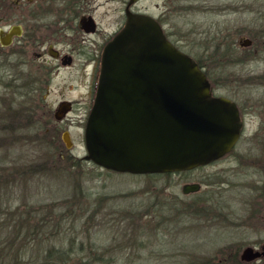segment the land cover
<instances>
[{
    "label": "rangeland",
    "instance_id": "1",
    "mask_svg": "<svg viewBox=\"0 0 264 264\" xmlns=\"http://www.w3.org/2000/svg\"><path fill=\"white\" fill-rule=\"evenodd\" d=\"M143 5L167 38L197 62L216 94L246 100L242 133L217 165L224 168V182L210 187L203 182L199 191L184 194L182 183L201 181L203 169L155 176L108 170L83 158L71 164L68 158H81L86 150L80 125L68 127L69 149L60 138L63 128L54 131L45 111L59 96L51 95L42 108L20 93L6 96L0 84V126L11 127L0 144V222L5 234L28 237V260L55 245L72 246L66 264H205L209 259L217 264L248 241L264 240V170L257 161L246 167L238 160L264 165V0H145ZM107 9V4L99 7ZM26 12L25 5L18 8L19 14ZM107 14L96 18L110 31L116 17ZM244 38L250 44L241 45ZM31 104L39 117L22 114L18 125L12 112ZM18 169L22 173L16 174ZM207 196L218 205L207 202L206 209L202 197Z\"/></svg>",
    "mask_w": 264,
    "mask_h": 264
},
{
    "label": "water",
    "instance_id": "2",
    "mask_svg": "<svg viewBox=\"0 0 264 264\" xmlns=\"http://www.w3.org/2000/svg\"><path fill=\"white\" fill-rule=\"evenodd\" d=\"M65 104L58 110L65 111ZM241 126L235 103L212 94L203 70L167 38L160 23L149 14L128 12L101 54L82 158L131 174L187 170L229 152ZM61 137L69 148L68 131ZM198 187L186 183L183 191ZM260 253L264 246L261 251L248 246L242 257Z\"/></svg>",
    "mask_w": 264,
    "mask_h": 264
},
{
    "label": "flooded vegetation",
    "instance_id": "3",
    "mask_svg": "<svg viewBox=\"0 0 264 264\" xmlns=\"http://www.w3.org/2000/svg\"><path fill=\"white\" fill-rule=\"evenodd\" d=\"M114 1L118 5H112ZM144 3L145 0H25V2L0 0V84L3 93L6 96L20 93L22 99L35 100L42 108L51 95L57 94L59 96L57 103L54 106L49 105L45 111L47 116L53 119L54 131L63 128L60 133L62 134L67 130L72 146L73 139L68 127L80 125L84 143L85 121L93 102L104 45L124 25L128 12L148 14L145 12ZM106 4L109 9L99 11V7ZM23 5L27 12L19 14L18 8ZM110 12L111 17H116V26L106 31L99 27L96 17ZM43 18L47 20L42 23L35 22ZM210 87L213 95L222 96L214 92L211 83ZM75 91L78 93H73ZM224 97L237 106L242 122V133L247 114L244 108L246 100L233 99L225 95ZM62 102L66 103L65 111L58 110ZM34 107L35 105L31 104L32 116L36 115ZM56 112L61 115L60 118L56 117ZM60 138L62 140L61 136ZM62 144L65 146L63 140ZM236 144L237 142L229 152L207 164L159 174L193 173L203 169L205 173L201 181L182 183L181 192L184 194L199 191L203 182L207 187L213 186V183L219 185L224 182L221 179L224 168L217 165L220 161L226 160ZM238 160L246 167L255 166L257 161L264 170L263 162L260 160ZM251 160L254 163H251ZM186 183H197L199 187L196 191L184 192L183 185ZM202 198L206 203L218 205L212 196ZM202 204L206 209H210L208 203V206L204 202ZM253 209L257 208H251ZM220 213L216 212L218 215ZM244 225L248 226L246 223ZM248 246L261 251L264 240L248 241L235 256L228 257L229 260H218L217 264H264V253L252 259L242 257L243 249Z\"/></svg>",
    "mask_w": 264,
    "mask_h": 264
},
{
    "label": "trees",
    "instance_id": "4",
    "mask_svg": "<svg viewBox=\"0 0 264 264\" xmlns=\"http://www.w3.org/2000/svg\"><path fill=\"white\" fill-rule=\"evenodd\" d=\"M25 111H16L12 112L13 116L17 118V124L20 125V118L24 114H26L28 119L32 118L30 114V109ZM23 114V115H22ZM11 119V118H9ZM10 128V125L7 124L3 126H0V132L4 134L3 137L0 138V144L4 143V141L7 140L5 137L6 129ZM50 140L52 144L55 146L57 144V137L53 130L49 132ZM68 158V157H67ZM71 164H78L79 159H69ZM16 174L22 173V170L15 171ZM148 175H155V176H161L159 173H152ZM2 175H0L1 177ZM6 181V180H5ZM3 183V181H1ZM5 185V184H4ZM21 228L17 230V232H20ZM4 223L0 222V264H66L68 263L71 251L69 246L67 249L63 248H56L55 245L52 249H50L47 252H39L37 253L34 258H31L30 260L27 259V257H24V254H26L25 249L29 246L30 240L28 237L22 236L19 238L18 234H14L12 236H9V234L4 233ZM32 233V230H31ZM19 239H23L22 243L20 245H17L16 241ZM18 255V257H17ZM20 258V259H19ZM97 258V257H96ZM22 259V260H21ZM101 260V259H100ZM210 262H213L211 259L207 260L205 264H209Z\"/></svg>",
    "mask_w": 264,
    "mask_h": 264
}]
</instances>
